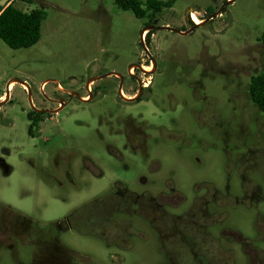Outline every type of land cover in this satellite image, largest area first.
I'll return each mask as SVG.
<instances>
[{
    "label": "rangeland",
    "instance_id": "obj_1",
    "mask_svg": "<svg viewBox=\"0 0 264 264\" xmlns=\"http://www.w3.org/2000/svg\"><path fill=\"white\" fill-rule=\"evenodd\" d=\"M9 1L0 0V6ZM114 1H11L23 12L42 9L46 18L40 40L31 48L12 50L0 40V159L10 169L7 173L0 166V206L42 229L111 194L116 183L138 194H154L168 180L186 198L179 211L188 207L203 182L222 192L228 186L231 195L242 198L236 171L230 172L228 182L225 169V164H238L242 149L233 138L223 142L210 115L205 116L206 124L200 121L206 98L221 122L236 130L241 121L233 98L237 92L248 113L258 118L264 139V115L248 96L249 77L264 72V66L255 70L248 66L231 77L240 87L229 84L220 71L228 64L245 65L250 57L256 58V46L264 38V0H176L172 8L163 10L156 26L192 31L182 35L157 29L143 44L141 31L150 26L148 20L117 9ZM218 10L214 18L201 23ZM101 76L89 83L93 93L87 102L70 100L57 89L60 85L83 96L88 80ZM13 79L28 85L29 92ZM120 82L125 96L136 92L139 100H121ZM143 82H148L146 87ZM28 93L41 109L54 107L55 97L64 100L59 112L42 125V135L52 138L50 159L58 164H37L45 159L39 156L44 145L27 138ZM128 122L146 136L145 153L125 148ZM249 128L253 133L252 123ZM250 177L260 188V198L253 204L226 206L225 226L255 240L257 222L264 223V176ZM3 220L13 221L10 215H0V264H31L34 233L16 236ZM58 240L76 253L73 264H159L155 248L140 240H133L127 250L72 231L61 233ZM235 261L245 264L238 253Z\"/></svg>",
    "mask_w": 264,
    "mask_h": 264
},
{
    "label": "flooded vegetation",
    "instance_id": "obj_2",
    "mask_svg": "<svg viewBox=\"0 0 264 264\" xmlns=\"http://www.w3.org/2000/svg\"><path fill=\"white\" fill-rule=\"evenodd\" d=\"M214 17H211L209 21ZM255 53L256 58L250 57L245 65L228 64L220 69L229 84L236 82L231 77L237 76L236 73L244 72L245 67L252 66L255 70L257 67L264 66V38L262 43L256 46ZM208 68L211 69V66ZM236 83L237 87H240L241 83ZM147 84L148 82H143L141 85L146 87ZM43 85L44 83L41 87ZM24 89L22 85V90ZM57 89L70 100L73 98L81 102L92 100L93 89L91 90L87 83L86 93L83 96H78L76 92L68 91L60 85H57ZM24 91L29 92V87ZM236 93L233 98L241 112V121L236 125V130L232 129L228 123L221 122L219 113L213 110L210 98L205 99L204 110L198 114V117L206 124L205 116L210 115L216 120L218 136L223 142L227 143L233 138L242 149L238 154V164H225L228 182L231 179L230 172L236 171L244 192L242 198L231 195L228 186L227 190L222 192L212 184L203 182L196 189L188 207L179 211L186 202V198L168 180L164 182L163 189L156 190L154 194L149 191L138 194L130 191L124 184L116 183L111 194L93 199L62 220L49 223L43 229L32 220L0 206V215L5 218L10 215L13 220H3V225L9 227L8 230L16 236L20 234L30 236L34 233L31 243L35 245V252L31 264L44 262L45 264H73L76 253L63 246L58 240L59 235L65 231L96 237L108 246L122 250L130 249L133 240H140L147 247L155 248V256L159 264H236L237 253L243 258L245 264H264V223L261 220L256 224L258 238L255 240L246 238L240 232L225 226L227 220L225 207L245 201L253 204L260 198V188L254 185L250 175L258 173L264 176V164H261L264 155V139L260 136L258 118L248 113L247 104L239 99ZM122 95L124 99L119 97L126 102L139 100V94L136 95V92L129 96H125L122 92ZM51 102L55 104L51 109H41L32 103L36 111L30 107L31 111L26 114L28 140L33 143L41 141L44 145L39 156L45 159L38 161L37 164H58L50 159L52 138L42 135V125L50 120L51 115L59 112L64 105V100L58 96ZM206 112L208 114H205ZM250 123H252L253 133L249 128ZM124 137L125 148L129 147L145 153L146 136L142 130L135 129L131 122L126 124ZM248 141L250 142L247 144ZM113 150L121 158L119 151L115 148ZM85 159L93 164L88 158ZM6 164L9 163L5 159H0V166L8 173L10 169ZM79 164L84 162L80 161ZM59 248H63L64 252H61Z\"/></svg>",
    "mask_w": 264,
    "mask_h": 264
},
{
    "label": "trees",
    "instance_id": "obj_3",
    "mask_svg": "<svg viewBox=\"0 0 264 264\" xmlns=\"http://www.w3.org/2000/svg\"><path fill=\"white\" fill-rule=\"evenodd\" d=\"M16 1L30 3V0ZM114 2L117 9L130 11L137 19H147L148 24L152 25L158 23L157 18L163 10L172 8L176 0H115ZM45 18L46 13L42 9L23 12L14 3L5 7L0 6V40L12 50L31 48L40 40L41 26ZM153 34V30L147 32L144 41L147 43ZM248 96L257 111L264 115V72L251 76ZM59 250L64 252L63 248Z\"/></svg>",
    "mask_w": 264,
    "mask_h": 264
},
{
    "label": "water",
    "instance_id": "obj_4",
    "mask_svg": "<svg viewBox=\"0 0 264 264\" xmlns=\"http://www.w3.org/2000/svg\"><path fill=\"white\" fill-rule=\"evenodd\" d=\"M221 10V9H220ZM220 10H218L217 12H215L214 14H212L211 16H209L206 20H204L203 22H201L202 24H204V23H206L207 21H209V19L211 18V17H214V16H216L217 14H219L220 13ZM194 26H195V24H194ZM157 29H165V30H168V31H171V32H176V33H179V34H182V35H187L188 33H190L191 31H192V29L193 28H188V29H186L185 31H183V32H179V31H177V30H175V29H173V28H169V27H157V26H155V25H150V26H147V27H145V28H143L142 29V31H141V42H142V44L144 43V38H143V33L145 32V31H151V30H157ZM145 48V47H144ZM108 75H115L116 77H119L120 78V76L118 75V74H116V73H109V74H107V76ZM104 76H101V77H98V78H92V79H89L88 80V82H87V85L90 83V82H93V81H96V80H98V79H101V78H103ZM14 80V79H13ZM13 80H10L8 83H7V91H8V86H9V84L13 81ZM15 82H17V83H20V84H25V83H23V82H21V81H18V80H14ZM122 83L120 82V86H119V88H118V95L122 98V99H124V97H123V95H122V92H121V88H122ZM27 86V85H26ZM7 95H8V92H7ZM7 95H6V97H7ZM133 100V99H132ZM132 100H128V101H132ZM28 102H29V105H30V107L33 109V110H35L36 111V109L34 108V106H33V104H32V101H31V97H30V95L28 96ZM0 106H1V104H0Z\"/></svg>",
    "mask_w": 264,
    "mask_h": 264
},
{
    "label": "bare ground",
    "instance_id": "obj_5",
    "mask_svg": "<svg viewBox=\"0 0 264 264\" xmlns=\"http://www.w3.org/2000/svg\"><path fill=\"white\" fill-rule=\"evenodd\" d=\"M191 17L195 23H200L198 17L195 14H191ZM146 32V31H145ZM145 32L143 33V38L145 36ZM150 69V68H149ZM11 84V83H10Z\"/></svg>",
    "mask_w": 264,
    "mask_h": 264
},
{
    "label": "built area",
    "instance_id": "obj_6",
    "mask_svg": "<svg viewBox=\"0 0 264 264\" xmlns=\"http://www.w3.org/2000/svg\"><path fill=\"white\" fill-rule=\"evenodd\" d=\"M7 1H8V0H7ZM11 1H13V0H11ZM11 1L7 2V4H6L5 6L9 5V4L11 3ZM5 6H4V7H5Z\"/></svg>",
    "mask_w": 264,
    "mask_h": 264
},
{
    "label": "crops",
    "instance_id": "obj_7",
    "mask_svg": "<svg viewBox=\"0 0 264 264\" xmlns=\"http://www.w3.org/2000/svg\"><path fill=\"white\" fill-rule=\"evenodd\" d=\"M3 99V96H0V100H2Z\"/></svg>",
    "mask_w": 264,
    "mask_h": 264
}]
</instances>
